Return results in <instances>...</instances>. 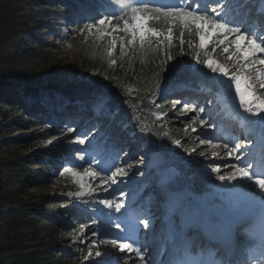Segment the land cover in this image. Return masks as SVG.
I'll return each mask as SVG.
<instances>
[{
    "label": "trees",
    "instance_id": "trees-1",
    "mask_svg": "<svg viewBox=\"0 0 264 264\" xmlns=\"http://www.w3.org/2000/svg\"><path fill=\"white\" fill-rule=\"evenodd\" d=\"M135 1L0 0V264H76L81 259L80 237L64 247L61 233L71 230V226L78 231L84 222H95L100 216L88 210L89 203H66V196L56 194L38 197L32 190L53 182L65 151L73 163H79L86 153L107 150L126 140L134 144L133 151L149 146L147 128L139 123L127 95L130 87L150 92L152 86L183 79H193L212 89L218 83H213L207 66L195 59L190 38L193 34L187 29L173 31L170 47L167 43L160 46L155 40L144 48L138 42L126 47L111 57L116 64L110 61L111 72L106 76L94 69L56 66V61L64 60L62 47L73 34L86 25L97 24L104 16L119 17ZM240 1L254 8L263 3ZM148 7L151 10L161 6L153 3ZM72 25L77 30H71ZM150 26L166 32L168 25L161 19L150 21ZM182 31L183 47L179 44ZM166 54L174 59L166 61ZM177 65L182 71L172 70ZM138 101L150 109L145 98L139 97ZM101 102L107 106L103 133H92L86 140L80 138L93 130L95 123L77 131L63 130L65 122H71L72 117L79 119L90 112L87 108ZM173 131L178 136L184 133L174 126ZM66 132L68 142L62 146L51 139ZM185 150L188 152V148ZM186 151L180 157L168 152L166 168L172 171L173 180L167 189L188 190L191 196L221 190L218 173L201 171L203 165L196 161L191 164ZM107 157L104 162L109 166L113 160ZM133 159L146 161L148 154L137 152ZM230 186L243 196V188L237 189L234 183ZM102 212L104 217H110L105 210ZM71 220L79 225H71ZM105 258L99 256L84 264H110Z\"/></svg>",
    "mask_w": 264,
    "mask_h": 264
},
{
    "label": "rangeland",
    "instance_id": "rangeland-1",
    "mask_svg": "<svg viewBox=\"0 0 264 264\" xmlns=\"http://www.w3.org/2000/svg\"><path fill=\"white\" fill-rule=\"evenodd\" d=\"M203 14V13H201ZM210 14V13H209ZM113 24H121L122 26V20L115 19L112 21ZM97 26L103 29L104 26H99L97 23ZM74 28V27H73ZM178 28H182L180 25H176L173 28V31H179ZM83 30V31H82ZM193 32L195 35H193L191 38L193 42V50L195 53L199 54L200 59L203 60L205 58V53L204 50L199 49L198 47V37L196 34L195 29H193ZM117 37L119 36H124L125 34L123 32L114 34ZM127 37L125 38V43H126ZM111 44V37L108 36H101L100 32L97 31L96 28L92 29L91 32L85 27L83 29H80L77 31L76 34L72 35V39L68 40L64 46L62 47L63 56L62 61L57 62L56 61V66L63 65L64 67L67 68H78L82 70H90L94 69L98 73H101L102 75L106 76L107 73L111 72L110 69L111 66V57L114 56L116 53H119L120 51L126 50V47H129L130 45L126 46L124 49H121L120 47V41L118 39L117 41V47L116 50L112 53L111 56H109L108 51L110 48ZM214 45H210L208 48V53L212 55V57L217 60L220 64L228 67L230 70H236L239 65L235 63L233 60L227 59V56L222 52L219 51V49L216 48L215 52L212 51V48ZM123 55V54H122ZM217 55V56H215ZM263 56V55H262ZM264 59V56L261 57V55L258 54V59ZM122 60V59H121ZM58 64V65H57ZM257 66H259L257 64ZM253 77H255L256 73L251 72L249 73ZM253 83H258V81H253ZM129 90V89H128ZM133 93H141L140 90H138L136 87H132L130 90ZM259 88L255 89V94L258 95L261 99H263V93H260ZM164 96V93H162V90L158 91L155 93L154 96H148V100L154 104L155 99L158 100ZM171 108V109H170ZM190 108L188 105H179L178 101H173L170 103L169 109L171 121H177L180 122L178 127L184 130V135L186 134H194V136H198L199 138H206V135H202L204 133L208 132H215L217 130L216 127H213L212 123L205 122L204 125H201L199 123V120L195 121V118H197L196 114H190L187 115L188 111L186 109ZM231 108V106L228 104L227 109ZM142 121L145 123L148 128L150 129L151 136L155 140L156 144L148 148L150 150V158L144 162V163H138L134 164L131 162L130 164V170L128 171L127 168L123 166V158L125 157H120V162L114 167V171L117 167L122 168L127 175H119L117 174L115 181L109 179V176L113 171H104L102 170V163L97 165L96 163H89L90 161H100L97 157H92L91 155H86L87 163L86 167H67L66 172L69 174L64 175L62 177L56 178L53 180V183L50 186H45L44 188H37L32 190V192L38 196L41 197L43 195L45 196H51L53 194L56 195H64L68 196L70 194L76 195V194H92L96 196V201L97 205L99 207H105V208H113L116 206L117 196L118 194L116 191L118 190L117 186L120 181L123 182H128L131 181V184H137L139 186L140 192L141 191H146L145 194L150 193V185L153 183H156L159 178L162 180V176L165 175L166 178H170V171L166 170L163 168V164L166 163L165 159V154L161 146H164L166 148L170 149H175L176 148V135L173 131L172 128L167 127L166 123V118L165 115L157 109H147L145 111H142ZM167 116V115H166ZM169 119V118H168ZM169 119V120H170ZM252 121L247 119L245 129L247 128H254L255 126L252 125ZM258 127V126H256ZM195 131L198 132V135L195 134ZM261 133V130H259ZM23 133H29V131H25ZM56 140V145L61 146V143L67 141V137L62 136L60 134L56 135L55 137ZM262 138V134H261ZM52 141V140H50ZM204 141V140H203ZM199 142V143H198ZM198 145L201 146L202 144H207V143H201V140L199 139L197 141ZM208 146V145H207ZM232 148L229 146L228 149L224 148V145H217V147H209L202 148L201 150L206 153L205 160L208 162L213 161V160H218L216 161L219 163V160H224V162H221L222 165L220 166L221 171L223 172L224 175L230 174L232 171L235 170V166H244L245 165V160L240 159L237 160L235 157L239 156L241 157L242 155L246 154H251L254 152V147L251 145H248L246 147H242V149H239L235 156L232 158H228L229 156L227 155V152L231 150ZM200 151V149L198 150ZM27 150H24L23 153H26ZM216 152L219 155L218 156H213L212 153ZM202 153L196 154L195 152L193 153L194 157L201 156ZM206 162H203L202 165L206 166ZM220 164V163H219ZM132 166V167H131ZM206 168V167H205ZM207 169V168H206ZM85 170H91V171H96L100 172V176L107 181V183H101V179L98 177H89L83 175ZM74 173H79L80 175H74ZM251 173V171H250ZM247 179V178H246ZM248 180L249 185H251L250 189L258 194L261 195V198H264V191L260 190L258 186H256L253 181ZM247 183V184H248ZM83 185V187L81 186ZM130 185V184H128ZM76 187V188H75ZM66 191V192H64ZM140 195H138L137 198H139ZM73 198V197H71ZM70 198V199H71ZM104 201H111L112 206L109 207L104 203ZM183 201L182 195H179V198L176 200H173L168 205V207L171 208V211H176L181 208V203ZM140 202V201H139ZM50 205V204H49ZM53 206H56L55 204ZM194 206L198 211L201 212V208L195 203ZM116 208V207H115ZM152 210H157L156 207L152 206ZM189 209L186 208L184 212H188ZM203 212V208H202ZM159 214L162 213V209L158 211ZM165 222V219H163ZM148 228V227H147ZM147 228H143V231L141 230V237ZM143 233V234H142ZM64 234V233H63ZM65 238L63 240V245L67 246L69 243L73 242L72 236L73 234L71 233H65L64 234ZM138 236L139 240L141 241L142 238ZM84 239H87V245L88 246H93L92 244H97L99 245L98 250L102 251H108L110 253H114L117 256V259L120 264H154V262L151 260V258L142 251L141 248L140 252L136 251H124L121 250L119 247V242L116 245H113L111 243L108 244H101V241L107 240V241H112L107 233L104 231L103 233L98 234L95 230L94 226H87L84 230ZM141 247V246H140ZM143 254L144 259L141 260L139 257L140 255ZM260 264V263H257Z\"/></svg>",
    "mask_w": 264,
    "mask_h": 264
},
{
    "label": "snow or ice",
    "instance_id": "snow-or-ice-1",
    "mask_svg": "<svg viewBox=\"0 0 264 264\" xmlns=\"http://www.w3.org/2000/svg\"><path fill=\"white\" fill-rule=\"evenodd\" d=\"M161 0H136V5L132 6L128 12H121V15L117 17L116 15L104 16L98 20L99 26H104L103 29L97 26V24L86 25L85 27L92 31L96 28L100 32L101 36L111 37V44L108 51L109 56L116 50L117 41H120L121 49H124L128 45H136L137 42L141 48H144L146 44L151 45L155 40L160 46H164L165 43L170 47L173 41V28L176 25H180L182 28L187 29L191 32L195 29L198 37V47L204 50L205 58L200 59L199 54L195 55V59L206 65L208 69L213 72L221 74V76L227 78L228 84L231 86L234 83L235 92L239 95L240 104L245 107L247 112H253L256 114L264 113V99H261L255 94L256 84L253 81L259 82V88L264 90V59H258V54L264 53V44L258 41H264V30L256 31L250 28L246 23L241 24L236 19L230 15L229 5L234 2V0H212V3L217 7H209L208 4L202 3L201 0H171L170 4H165L163 7H157L155 9L149 10V4L159 3ZM203 13V14H201ZM211 13V14H209ZM115 19L122 20L121 24H113L112 21ZM168 25L166 32L160 31L156 27L150 26V21L161 20ZM243 27V31H242ZM83 31V30H82ZM123 32L124 36L117 37L114 34ZM127 37L126 43L125 38ZM230 37H232L230 39ZM249 37H253L249 39ZM179 44L181 47L184 46V32L180 33ZM210 45H214L212 51L215 52L216 48H221L222 52L227 56V59L235 61L239 67L236 70L230 71V69L217 60H215L212 55L208 53V48ZM191 46V45H190ZM174 57L170 54H166V61L173 60ZM113 65L116 64V60H112ZM257 64L259 66H257ZM174 72L182 71L179 65L173 67ZM255 72L256 75L253 77L249 73ZM199 112H204L205 109L200 107ZM201 125L205 124L204 120H199ZM214 127V125H212ZM262 139L259 142L261 147H264V121L260 122ZM83 143V140L79 141ZM175 143L179 144L180 141L177 140ZM201 143H207L212 147H217V145L212 144L211 140L201 141ZM248 145H254L253 139H247L245 144L235 143L231 150L227 152L229 157L235 156L236 152L242 147ZM228 144H224V148L228 149ZM203 155V153H202ZM213 156H218L216 152L212 153ZM80 159H84L83 156ZM237 160H240L239 156H236ZM96 163L99 165L100 161H90L89 163ZM254 167L252 160L245 163L244 166H235V170L228 175H219L218 179L220 181H234L238 178H247L259 187L260 190L264 191V172L259 174L252 172L250 169ZM221 171L220 167L215 168V172L219 173ZM119 175H127L122 168L117 167L114 172L109 176L110 180L115 181V178ZM74 175L79 176V173H74ZM85 176L98 177L101 179V183H107L101 176L100 172L85 170L83 173ZM83 187V185H81ZM109 207L112 206L111 201H104ZM116 210L119 211L124 207L121 202L117 204ZM143 226L147 228L149 222L147 220L143 221ZM83 227V226H82ZM115 227L119 228L120 225L117 224ZM235 239V238H234ZM101 244L111 243L116 245L118 242L116 240L112 241H101ZM94 248H99V245L93 244ZM121 250L127 249L128 251H133L132 244L120 243ZM184 254L186 257H191L193 255L190 244L185 242L183 245ZM136 252H140L139 248L135 249ZM89 257L93 255L92 251L88 253ZM96 256H100L101 252L97 250L95 252ZM211 255V253H210ZM141 260L144 259L143 254L139 257ZM176 264H206L203 261H194L192 259H185L183 261H177ZM207 264H217L215 260L207 262Z\"/></svg>",
    "mask_w": 264,
    "mask_h": 264
}]
</instances>
